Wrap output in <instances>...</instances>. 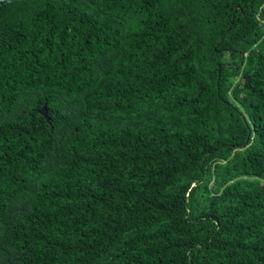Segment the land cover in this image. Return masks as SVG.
Here are the masks:
<instances>
[{
  "label": "trees",
  "instance_id": "1",
  "mask_svg": "<svg viewBox=\"0 0 264 264\" xmlns=\"http://www.w3.org/2000/svg\"><path fill=\"white\" fill-rule=\"evenodd\" d=\"M0 264H264V0L0 1Z\"/></svg>",
  "mask_w": 264,
  "mask_h": 264
},
{
  "label": "water",
  "instance_id": "2",
  "mask_svg": "<svg viewBox=\"0 0 264 264\" xmlns=\"http://www.w3.org/2000/svg\"><path fill=\"white\" fill-rule=\"evenodd\" d=\"M0 1H6V2H11V1H16V0H0ZM39 113L45 117L46 119L48 118L47 117V110H46V106L45 104L42 105L41 109L39 110Z\"/></svg>",
  "mask_w": 264,
  "mask_h": 264
}]
</instances>
